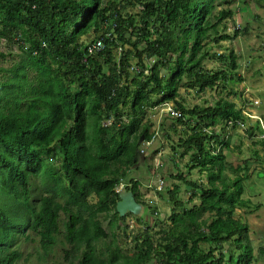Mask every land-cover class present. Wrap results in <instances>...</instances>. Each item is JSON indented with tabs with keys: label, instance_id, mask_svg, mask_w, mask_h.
Wrapping results in <instances>:
<instances>
[{
	"label": "trees",
	"instance_id": "16d2710c",
	"mask_svg": "<svg viewBox=\"0 0 264 264\" xmlns=\"http://www.w3.org/2000/svg\"><path fill=\"white\" fill-rule=\"evenodd\" d=\"M220 2L237 0H0V45L19 51L14 57L0 52V264H18L21 240H37L47 255L61 230L66 255H80L77 264L257 261L250 229L235 213H252L261 204L243 196V168L211 155L202 132L203 125L245 122L242 109L227 98L193 108L175 101L187 118L174 119L170 128L188 126L191 134L179 142L185 152L196 151L190 158L194 166L210 171L208 187L189 192L188 200L197 197L199 204L186 209L179 188L168 190L171 226L156 232L161 234L156 244L148 232L142 234L132 255L121 250L115 232L126 216L116 210L119 197L112 189L134 165L141 139L152 138V121L143 122L146 108L176 100L180 89L225 88L236 75L232 49L217 54L206 48L238 35L219 32L233 17L229 6L213 13ZM136 5L138 12H126ZM90 32L94 38L81 41ZM98 39L105 48L88 56L86 46ZM8 56L14 59L4 69ZM206 58L220 67L206 69ZM227 94L235 96L231 89ZM111 117L115 122L105 124ZM131 191L139 201L136 184ZM92 195L94 203L88 200ZM204 214L209 221L199 220Z\"/></svg>",
	"mask_w": 264,
	"mask_h": 264
},
{
	"label": "rangeland",
	"instance_id": "374dc122",
	"mask_svg": "<svg viewBox=\"0 0 264 264\" xmlns=\"http://www.w3.org/2000/svg\"><path fill=\"white\" fill-rule=\"evenodd\" d=\"M220 3L222 7L218 8L217 6L213 13L216 14L221 9L225 10L229 6L232 8L233 17L224 21V25H221L218 29L219 32L221 34L227 33L232 35L238 30L240 33L231 39L221 40L218 43H209L206 48L210 53L218 54L224 50L228 52V49H232L237 53V62L235 61L237 64L236 75L225 84V88L214 85L207 88L204 92L180 89V100L185 107L192 108L194 106H212L218 99L229 98V100L235 102L237 108L242 109L243 117L251 114V118L248 117L244 127L240 126L239 130L231 134V138L236 142L235 144H238V141H236L238 138V140L244 142L245 147L242 146V150H237L234 145L230 150L221 151L223 154H226L234 167H242V161L249 159L247 165L242 167L247 176L249 175V171H251V175L247 179L251 184L247 186L248 189L245 188L249 191L252 190V196L256 197L260 194L259 191L261 189L264 192V153L260 150L259 154L253 153L256 149L247 146L250 145L251 141L245 134V128L254 125L256 116L253 115L258 113L264 117V1L258 3L257 0H237V2L228 6L223 2ZM138 8L139 5L129 7L126 9V12L131 14L136 13L138 12ZM223 26H225V29ZM242 27H248L247 31L242 32ZM93 38L94 35L90 32L82 37L81 41L89 42ZM0 49L4 51L2 46H0ZM13 51L16 52L15 49ZM6 60L7 64H9L12 58L8 57ZM133 60L132 64H135L136 59ZM147 63L150 65L149 60ZM203 65L208 70H215L220 67L219 62L208 58H206ZM160 72L162 75L166 74L164 70ZM239 76L242 78L241 81L238 80ZM219 83L220 81L216 82V84ZM230 89L235 93L233 98L227 96ZM255 97H258L260 104H262L257 111L255 107H249L251 102L256 100ZM156 98L154 97L153 99ZM244 100L247 102L243 103ZM166 115L164 111L152 110L147 113L146 118L152 121L153 126L150 127V131H154V136L150 142H142V145H140V149L143 152L140 156L141 158H139L138 163L132 167L127 176V181L129 182L132 178L140 181L138 185L140 199L146 203V206H143L138 214L127 215L124 220H120L118 228L115 230L116 233L119 232L117 240L120 248L127 255L134 253V246L138 244L137 240L142 241L143 239L142 234H147L148 232L152 241L156 244L158 237L161 236V234H156V232L167 225L171 226L169 216L173 203L169 201V194L167 192L169 189H173L175 186L179 188L178 199L182 203V206L188 209L199 204V200L197 197L192 199V201L188 200L190 198V186L186 185L183 179L185 178L187 181L194 180L202 184H206L207 181L208 170L199 171V168L187 166L186 164L191 157V153H184L179 145V139L186 138L191 132L188 126H179L176 132H170L167 136L164 128L166 127V123H170V119ZM161 123H165L163 129L160 128ZM220 127H216V130H219ZM256 154L258 155L256 156ZM144 156L148 157L143 162L142 157ZM261 160L263 164H260ZM179 174L182 176V179H179ZM226 175L231 179L235 176L231 171H226ZM118 189L122 192L124 187L119 186ZM158 190L161 193L163 192L165 198L160 197L157 192ZM246 194L247 192L244 190L243 195ZM258 201L264 204V200L262 199H254L252 203L256 204ZM154 206L157 208V215L152 214L151 209ZM257 210L249 213L246 209H240L236 211L235 217L247 224L250 229L249 237L253 253L257 257L255 264H264V253L262 252V248L264 247V213L256 215ZM177 211L181 212L180 209ZM136 219H140V222H137ZM199 220L209 221V214L201 215ZM158 221H162L163 223H158ZM103 227L109 233L107 220H103ZM109 241L110 238L108 237L105 241L102 240L99 246L105 248V244H108ZM16 246L21 252L18 264H71L73 261L76 264L78 259H80V255L78 257L71 255L68 257L66 255L65 251L69 249V246L66 242L63 243V230L57 236L56 245L51 248L47 255L43 253L37 240L28 242L21 240ZM227 246L230 245L228 243L224 245L225 248ZM104 254L106 255L105 252H103ZM216 256L218 257V253H216Z\"/></svg>",
	"mask_w": 264,
	"mask_h": 264
},
{
	"label": "clouds",
	"instance_id": "9594fccd",
	"mask_svg": "<svg viewBox=\"0 0 264 264\" xmlns=\"http://www.w3.org/2000/svg\"><path fill=\"white\" fill-rule=\"evenodd\" d=\"M229 19V18H228ZM239 28V27H238ZM244 27H242V29H243ZM237 31V30H236ZM238 32V34L240 33V31H237ZM104 42H103V40L102 39H98V40H96V42L93 44V45H87L86 46V53H87V55L88 56H90V55H92L93 53H94V51L95 52H100V51H102L104 48H105V45L103 44ZM0 46H2V48L4 49V51L3 50H1L0 49V52L1 53H7V52H12L11 54H13V57L19 52L18 50H17V48L16 47H10V48H7V47H5V45L2 43V45H0ZM13 49H15L16 50V52H14L13 51ZM120 50V49H119ZM226 50H224V51H222V52H225ZM221 53V52H220ZM117 54L119 55V51L117 52ZM236 54V56L238 57V55H237V53H235ZM8 57H10V56H8ZM8 57H6V59L8 58ZM12 58V57H11ZM13 59L14 58H12V61L11 62H13ZM11 62L9 63V64H7V60H6V62H4L2 65H3V67H5L4 69H7L6 67H8L10 64H11ZM236 62H237V58H236ZM180 91V90H179ZM186 91H191V89H188V90H186ZM193 91V90H192ZM195 91V90H194ZM179 94H180V92H179ZM227 96L228 97H232V95L231 96H229L228 94H227ZM255 101H253V102H251V104L249 105V107H255V110L257 111V109L258 108H260L261 106L260 105H262V104H260V101H259V98L258 97H255ZM177 100H180V96H179V98H177L176 100H167V101H163V102H160V103H157V104H155V105H153V106H150V107H147L146 108V115H145V118L144 119H146L145 121H147L149 118H146L147 117V113L148 112H150V111H164V113H166L167 115V117H169V119H170V123H166V127L164 128V125H165V123H161V125H160V128L161 129H165V134L168 136L169 134L168 133H170V132H176L177 131V129L179 128V126H184V124H182V123H180V124H175V127H173L174 129H175V131H173L171 128H170V125L175 121L174 119H180V120H182L183 122H185V120H186V118H187V115L186 114H184L179 108H178V106L176 105V102L175 101H177ZM228 100H229V98H228ZM231 101V100H230ZM182 105H183V103H182V101L180 100L179 101ZM247 101H245L244 100V102L243 103H246ZM173 104V106H171ZM184 106V105H183ZM185 107V106H184ZM201 107H203V106H201ZM185 108H187V107H185ZM193 108V107H192ZM243 112V111H242ZM253 116H256V120H258V122H259V124H260V126H261V128H262V133H261V135H260V137L262 138V139H264V126H263V124H262V122H261V118L259 117L260 115L257 113V114H255V115H253ZM248 117H250L251 118V114H249L248 116H246L245 117V122L244 123H240L238 126H234V123H233V121L231 120H229V121H221L220 123H217V124H215V125H209V126H205V125H203L202 126V132H204L205 133V135H206V150L211 154V155H213V156H215V155H218V154H221V155H223V156H225L226 157V161L228 162V163H230V161L228 160V157L226 156V154H223V152L221 151V150H230V149H232L233 148V146L235 145L236 146V142L235 141H233V138H231V134L234 132V131H236V130H239V128H241L240 126H242V127H244V124L247 122V120H248ZM195 121H196V118H193ZM122 120H123V122H125L127 119L125 118V117H123L122 118ZM151 120V119H150ZM145 121H143V122H145ZM189 121H190V123H193L194 124V121H192L191 119H189ZM112 122H115V118L114 117H111L110 119H108L107 121H105L104 123L105 124H111ZM196 123H197V121H196ZM174 124V123H173ZM192 124V125H193ZM151 126H153V125H151ZM150 126V127H151ZM218 126H221L220 128H219V130H216V127H218ZM248 128L249 127H247V128H245V131H248ZM150 130V129H149ZM150 133H152V138H153V136H154V131H149ZM222 133H223V135H222ZM190 134H191V132H190ZM235 134H238V133H235ZM245 134L247 135V133L245 132ZM143 138V137H142ZM152 138L149 140V141H145L146 143L147 142H150L151 140H152ZM142 141L140 142V145H142V142L144 141V139H141ZM236 141H240V140H238V138H237V140ZM227 143H229V146H227L226 144ZM179 145H180V147L183 149V152L184 153H188V152H185L184 150V147H182V145H181V143L179 142ZM247 146H250V145H247ZM212 148H213V150H212ZM196 151L193 149V150H191V151H189V153H191V155H193L194 153H195ZM258 151L256 150L255 152H253V153H257ZM143 152H142V150L139 148V152H138V155L134 158V162L135 163H133L134 165H132L131 166V168H130V170L129 171H131V169H132V167L133 166H135L137 163H138V160H139V158H141L140 156H141V154H142ZM258 154H256V156H257ZM252 156V155H251ZM146 157H148V156H144V157H142V159H143V162L144 161H146ZM191 158V157H190ZM245 160H247L248 162H249V159H244L243 161H245ZM243 161H242V163H243ZM52 163L54 162V160L53 161H51ZM239 164V163H238ZM187 166H192V168H199V166H194V163L191 161L190 162V159L188 160V162H187V164H186ZM233 165V164H232ZM242 167H245L244 165H242ZM204 170H206V169H204ZM129 171H128V175H129ZM199 171H202V170H200L199 169ZM226 171H228V170H225V175H226ZM205 172V171H204ZM207 174H208V177H207V181H206V184H202L201 182H195L194 180L192 181V180H189V181H187L185 178L183 179L184 180V182L186 183V185H188V186H190V190H189V192L190 191H192L194 188H199V189H201V188H207L208 187V180H209V174H210V171L208 172L207 171ZM240 174H241V172H240ZM245 175V176H247L246 175V173H245V171L244 172H242V175ZM127 175V176H128ZM250 175H251V171H249V175L246 177L247 179L250 177ZM127 176L125 177V178H121L120 180H119V182L117 183H115L114 185H113V189H112V191H113V193L115 192V193H117L118 194V197H119V200L122 198V196H125V195H127L129 192L132 194V197L134 198V201L136 202V203H138L140 206H141V208L143 207V206H146V203L145 202H143L140 198H141V196H140V194H139V190H138V185H139V183H140V181L138 180V179H131L130 180V182L129 181H127ZM179 179H182V176H180V174H179ZM136 184V192L139 194V201L138 200H136L135 199V197H134V195H133V191H131V188H133V185H135ZM250 182L248 181V180H246L245 182H244V190L246 191V188L248 189V187L247 186H250ZM119 186H121V187H124V190L121 192L119 189H118V187ZM246 187V188H245ZM169 190H172V189H169ZM158 192V194L160 195V197H162L161 196V192H160V190H158L157 191ZM163 193V192H162ZM244 197H246V195H243ZM163 198H165L164 196H163ZM246 198H249V199H251L252 200V196H250V197H246ZM88 200L91 202V203H94L95 202V200H96V196H94V195H92L91 197H89L88 198ZM93 200V201H92ZM119 200L116 202V205H117V203L119 202ZM155 207V206H154ZM152 208L151 210H152V214H154V215H157V208ZM154 209L156 210V214L155 213H153V211H154ZM117 210V209H116ZM129 214H131V215H135L134 213H131V212H125L123 215H120L121 217L122 216H127V215H129ZM62 217H64V215L62 214L61 215ZM136 221L137 222H140L139 221V219H136ZM108 230H109V228H108ZM118 234H119V232H117ZM61 234V232L59 233V234H57L56 236H55V238H56V240H57V236L58 235H60ZM110 239H111V237H109ZM65 242V240H64V234H63V243ZM253 255H254V253H253ZM254 257H256L255 255H254ZM257 258V257H256ZM78 262H79V259H78ZM77 262V263H78ZM76 263V264H77ZM71 264H75V261H73ZM253 264H255V262H253Z\"/></svg>",
	"mask_w": 264,
	"mask_h": 264
},
{
	"label": "crops",
	"instance_id": "0c3cea01",
	"mask_svg": "<svg viewBox=\"0 0 264 264\" xmlns=\"http://www.w3.org/2000/svg\"><path fill=\"white\" fill-rule=\"evenodd\" d=\"M259 117L261 118L262 124H264V117H262L261 115ZM250 130L252 132V135L247 134V138H249L250 141H251L250 142V146L253 147L254 149H256L258 151L257 152L258 154H259V150L262 153H264V139H262L260 137V135L262 133V128H261L258 120L255 119L254 125L250 126L248 131H250ZM242 146L245 147L244 142L241 140V141L238 142V144H236V149L237 150H242ZM260 164H263L262 160L260 161ZM246 192H247L246 197L252 196V190H250V191L246 190ZM259 193L260 194L258 196H256V197L252 196V200H254V199H262V200H264V192H262V189L259 191ZM257 203H260L261 207L256 211V215H258V213H264V204L261 201H258Z\"/></svg>",
	"mask_w": 264,
	"mask_h": 264
},
{
	"label": "water",
	"instance_id": "95a60500",
	"mask_svg": "<svg viewBox=\"0 0 264 264\" xmlns=\"http://www.w3.org/2000/svg\"><path fill=\"white\" fill-rule=\"evenodd\" d=\"M116 209L120 215H123L125 212L138 214L141 206L134 201L132 194L129 192L127 195L122 196L116 205Z\"/></svg>",
	"mask_w": 264,
	"mask_h": 264
}]
</instances>
